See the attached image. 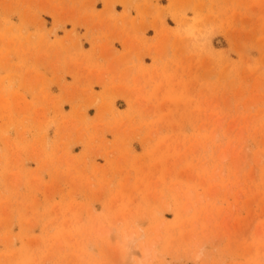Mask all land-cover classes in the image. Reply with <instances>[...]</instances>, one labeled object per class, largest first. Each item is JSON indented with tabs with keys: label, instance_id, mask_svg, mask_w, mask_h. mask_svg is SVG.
<instances>
[{
	"label": "rangeland",
	"instance_id": "1",
	"mask_svg": "<svg viewBox=\"0 0 264 264\" xmlns=\"http://www.w3.org/2000/svg\"><path fill=\"white\" fill-rule=\"evenodd\" d=\"M0 264H264V0H0Z\"/></svg>",
	"mask_w": 264,
	"mask_h": 264
},
{
	"label": "bare ground",
	"instance_id": "2",
	"mask_svg": "<svg viewBox=\"0 0 264 264\" xmlns=\"http://www.w3.org/2000/svg\"><path fill=\"white\" fill-rule=\"evenodd\" d=\"M142 236L140 237V239L144 236L143 234H141ZM140 239H138V242H135V241H137V240H134L132 237H130V241H132V243H135V244H133L132 246H133V248H138L139 247V249H140V251L143 253H146V252H148V250L146 249V247L144 248V247H141V245H140V243H139V241H140ZM150 248V247H149ZM135 254V253H134ZM134 254H131V259H133V257H134Z\"/></svg>",
	"mask_w": 264,
	"mask_h": 264
}]
</instances>
